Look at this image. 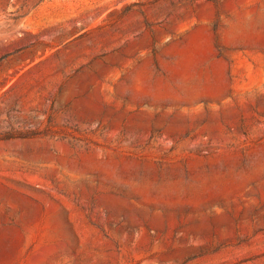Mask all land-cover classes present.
Instances as JSON below:
<instances>
[{
	"label": "rangeland",
	"instance_id": "374dc122",
	"mask_svg": "<svg viewBox=\"0 0 264 264\" xmlns=\"http://www.w3.org/2000/svg\"><path fill=\"white\" fill-rule=\"evenodd\" d=\"M0 264H264V0H0Z\"/></svg>",
	"mask_w": 264,
	"mask_h": 264
}]
</instances>
